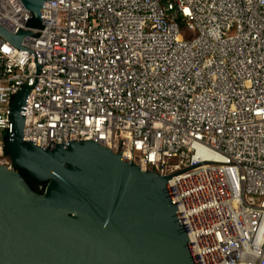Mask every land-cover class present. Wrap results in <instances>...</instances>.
Here are the masks:
<instances>
[{
    "label": "built area",
    "instance_id": "built-area-1",
    "mask_svg": "<svg viewBox=\"0 0 264 264\" xmlns=\"http://www.w3.org/2000/svg\"><path fill=\"white\" fill-rule=\"evenodd\" d=\"M33 19L0 0V24L35 32L22 45L42 66L24 136L114 152L123 140L143 170H184L169 186L198 264H264V0H47L42 25ZM34 58L0 35L11 170V106L35 84Z\"/></svg>",
    "mask_w": 264,
    "mask_h": 264
},
{
    "label": "water",
    "instance_id": "water-1",
    "mask_svg": "<svg viewBox=\"0 0 264 264\" xmlns=\"http://www.w3.org/2000/svg\"><path fill=\"white\" fill-rule=\"evenodd\" d=\"M21 1L34 16L29 27L41 26L47 0ZM32 33L0 24V35L37 64L35 84L23 85L11 106L7 150L15 169L0 165V264H198L169 186L184 170H143L122 157L123 140L114 152L94 140L45 147L24 136L25 106L42 69L22 45ZM18 168L46 182L43 192Z\"/></svg>",
    "mask_w": 264,
    "mask_h": 264
},
{
    "label": "trees",
    "instance_id": "trees-1",
    "mask_svg": "<svg viewBox=\"0 0 264 264\" xmlns=\"http://www.w3.org/2000/svg\"><path fill=\"white\" fill-rule=\"evenodd\" d=\"M6 153L8 154V155H10L9 154V152H8V150H7V145H6ZM18 170H20V173L25 177V179L27 180V182L29 183V185L35 190V191H37V192H39V193H42L43 192V190H44V188H45V186H46V182H40V181H37V180H33V179H31L30 178V176H29V173L25 170V169H19L18 168ZM41 186H43V188H40Z\"/></svg>",
    "mask_w": 264,
    "mask_h": 264
},
{
    "label": "rangeland",
    "instance_id": "rangeland-1",
    "mask_svg": "<svg viewBox=\"0 0 264 264\" xmlns=\"http://www.w3.org/2000/svg\"><path fill=\"white\" fill-rule=\"evenodd\" d=\"M171 162H172V163H176V162H178V159H177V158H173V159L171 160Z\"/></svg>",
    "mask_w": 264,
    "mask_h": 264
},
{
    "label": "flooded vegetation",
    "instance_id": "flooded-vegetation-1",
    "mask_svg": "<svg viewBox=\"0 0 264 264\" xmlns=\"http://www.w3.org/2000/svg\"><path fill=\"white\" fill-rule=\"evenodd\" d=\"M19 169H22V168H19ZM20 171V170H19ZM41 188V187H40Z\"/></svg>",
    "mask_w": 264,
    "mask_h": 264
}]
</instances>
